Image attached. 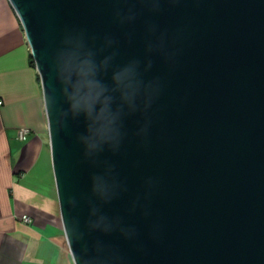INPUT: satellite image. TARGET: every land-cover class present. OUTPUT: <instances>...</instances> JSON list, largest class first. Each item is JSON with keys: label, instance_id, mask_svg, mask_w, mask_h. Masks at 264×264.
Instances as JSON below:
<instances>
[{"label": "water", "instance_id": "1", "mask_svg": "<svg viewBox=\"0 0 264 264\" xmlns=\"http://www.w3.org/2000/svg\"><path fill=\"white\" fill-rule=\"evenodd\" d=\"M8 2L72 264H264V0Z\"/></svg>", "mask_w": 264, "mask_h": 264}, {"label": "crops", "instance_id": "2", "mask_svg": "<svg viewBox=\"0 0 264 264\" xmlns=\"http://www.w3.org/2000/svg\"><path fill=\"white\" fill-rule=\"evenodd\" d=\"M36 77L18 18L0 0V264H72Z\"/></svg>", "mask_w": 264, "mask_h": 264}, {"label": "built area", "instance_id": "3", "mask_svg": "<svg viewBox=\"0 0 264 264\" xmlns=\"http://www.w3.org/2000/svg\"><path fill=\"white\" fill-rule=\"evenodd\" d=\"M26 131V128H20L19 129V132H20V135L23 136V133ZM20 220L22 221H29V217L26 215V214H20L19 216Z\"/></svg>", "mask_w": 264, "mask_h": 264}, {"label": "trees", "instance_id": "4", "mask_svg": "<svg viewBox=\"0 0 264 264\" xmlns=\"http://www.w3.org/2000/svg\"><path fill=\"white\" fill-rule=\"evenodd\" d=\"M28 61H29V63L31 64V65H33V62H32V59H31V57H30V54L28 53ZM37 78V77H36Z\"/></svg>", "mask_w": 264, "mask_h": 264}]
</instances>
